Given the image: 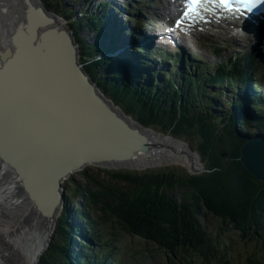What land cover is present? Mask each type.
I'll list each match as a JSON object with an SVG mask.
<instances>
[{
    "label": "bare ground",
    "instance_id": "obj_1",
    "mask_svg": "<svg viewBox=\"0 0 264 264\" xmlns=\"http://www.w3.org/2000/svg\"><path fill=\"white\" fill-rule=\"evenodd\" d=\"M33 1L43 4L41 0ZM128 2L137 5L136 1ZM30 4V0H0V69L5 64L1 57L11 50V62L0 72V154L11 160L16 168L13 173L22 174L25 183L23 191L16 192L18 183L11 174L8 187L0 190L1 217L6 210L11 213L5 226L0 223V264H32L40 253L45 238L52 232L50 222L55 220L59 207L55 205L56 187L63 171L92 157L128 156L140 146L135 145L142 143L105 105L119 110L110 101L105 100L104 105L99 99L94 100L81 79L73 74L68 61L70 51L62 38L48 36L39 41L43 42L39 47L31 46L34 34L42 29L53 25L69 28L57 16L53 25L48 26L37 12L29 14L27 22L25 13ZM10 31L11 43L4 37ZM54 37L58 38V46L47 41ZM66 73L70 77L66 78ZM98 88L102 90L101 86ZM245 113V129L254 131L258 122L248 118L249 112ZM149 136L154 141L151 152L134 151L127 166L153 169L184 165L200 173L208 172L202 159L189 149V143H182L175 136ZM256 138L248 142L255 143L258 150L261 143L256 142L264 138ZM4 163L1 158L0 164L8 170V163ZM60 206L62 209L63 203Z\"/></svg>",
    "mask_w": 264,
    "mask_h": 264
},
{
    "label": "trees",
    "instance_id": "obj_2",
    "mask_svg": "<svg viewBox=\"0 0 264 264\" xmlns=\"http://www.w3.org/2000/svg\"><path fill=\"white\" fill-rule=\"evenodd\" d=\"M46 1L63 8L64 0ZM65 11L71 15L67 18L77 14L72 9ZM59 15L64 18V13ZM87 18L95 25L92 29L84 19L83 26L98 32L104 19L96 13L87 14ZM72 22L73 32L77 36L80 21ZM93 52L89 54L91 58L88 63L95 75L100 77L103 73L99 71L102 67L99 64H104L106 60H99L100 54ZM82 60L85 59L81 57ZM95 83L117 104H125L128 113L134 115L141 125L160 129L165 135H178V138L197 137L196 152L202 161L206 160L208 172L190 175L185 168L170 166L160 169L100 170L99 174H95L92 169L86 168L80 172L83 179L75 181L71 176L68 180L73 182V186L67 189L66 198L72 201L70 205L76 207V217L88 221L89 237L94 241L101 237L98 217L93 213L98 210L106 218L114 219L123 235L137 237L139 241L154 244L160 249L164 246L169 254H175L174 259L186 256L205 263L214 260L213 263L217 264H232L235 261L237 264H264V181L256 179L241 162L244 140L238 134V125L244 124L246 119L239 117L237 122L235 115L227 117V132L215 137L218 120L207 114L198 115L189 96L171 92L170 97L160 95L157 100L151 98L154 93L143 89H138L137 94L129 88L110 90L111 86H119L110 81L108 86L99 81ZM182 97L189 100L188 107L180 106ZM263 118L264 113L258 125L253 127L254 131L243 133L253 137L257 134L264 136ZM101 173L108 180L102 179ZM200 211L219 220L222 226L218 232L221 240L228 237H225L228 230H232L241 241L247 238L255 241L259 252H248L236 259L233 243L231 248L227 241L212 242L211 233L202 223H198L196 215ZM70 227L62 213L51 245L38 264L76 263L68 252L74 235ZM228 238L234 242V238ZM86 247L92 245L87 243ZM81 260L87 264V261Z\"/></svg>",
    "mask_w": 264,
    "mask_h": 264
},
{
    "label": "rangeland",
    "instance_id": "obj_3",
    "mask_svg": "<svg viewBox=\"0 0 264 264\" xmlns=\"http://www.w3.org/2000/svg\"><path fill=\"white\" fill-rule=\"evenodd\" d=\"M41 1H42L44 6H47L48 8L52 9L53 11L49 10L50 13L54 14L55 16H57L58 19L61 22H63L69 29H70V27L68 25L67 20L65 18L59 16L58 14H63L65 12V9H71V8H74V11L77 12V14H76L77 17H78L77 21H80L78 29L80 31H83L80 34H77V36H76V39L79 42L81 57H83L85 59V60H82L81 62L85 66L87 72L94 79H97V75H95L93 69L90 67V64H88V62H87L89 60V58H91V55H89L87 53V51L90 52V50L92 49L88 45L94 43V35L95 34L92 31H90L88 28L84 27L83 25L85 24L84 23V19H85V13H86L87 9H89V11H91L92 8H94L93 11H96L97 9L99 11V9H100L99 8L100 7L99 4L106 3L107 0H105L103 2H101L100 0H93L92 5L90 3H87L86 5H83V6H79L80 1H77V3H76L75 2L76 0H74V2H72L71 0H64V2H62L63 3V8L61 6L58 7V8L55 7L53 5V3H51L50 1H46V0H41ZM133 1H136L137 4L139 2V0H133ZM119 3L120 4H117L115 6V9L118 12H123L126 9L125 5H127L130 2H128V0H126V1L124 0V1L119 2ZM79 12H80V14H79ZM69 16H71V15H69ZM126 19H128L131 22L130 17H129V13H127ZM90 23L91 22L89 21L87 24H90ZM71 32H72V30H71ZM213 33H215V32H213ZM79 38L80 39L82 38V39L86 40L85 45H86L87 48L85 47L84 43ZM203 40L208 42L206 47L202 43ZM217 44H220V45L223 44V40L220 39V37H219V35L217 33L215 34L214 38L202 37V36H199V35L194 37V38L193 37L184 38L182 40L181 48L180 47L179 48H177V47L171 48V57H170L171 60H168L167 62L169 63V65H172V68H171L172 73L174 74V71L176 70V67L179 65V62H174V60L178 58V55H181L184 52V49H185L184 54H186L187 56H191L192 59L195 61V65H198L200 63H203L204 65H212V64H214L216 62V59L214 57V53H213L211 48L213 46L217 45ZM182 48H183V51H182ZM86 49H88V50L86 51ZM229 49H231V48H229ZM157 59L162 60L159 56H158ZM164 72L165 73H170L169 71H164ZM193 74H195V69L194 68H193ZM107 77H109V75H107ZM175 77H176V75H175ZM98 86L99 85H97V87ZM228 96L231 97V94H229ZM226 97L223 98V101H221V105H220L221 107L220 108H221V112L222 113L220 115L221 118L217 122V128L215 130V137H218L219 135L227 132L226 131V129L228 128L227 122H224L222 119H224L226 117L224 115H229L231 112H233L232 106H230V104H229L230 103L229 99L226 98ZM242 127H244V125H242ZM154 131L157 132V133H161L160 129H157V130H154ZM240 131H241V129H240ZM245 131H246V129H245ZM241 134H242V132H241ZM167 136H169V135H167ZM174 136L175 135H172L171 137H174ZM177 136H175V137L178 138ZM173 139H175V138H173ZM179 139L189 143L191 149H193V150H197L198 149V141L199 140H198L197 137H184V138H179ZM202 163H204V165L207 166L206 160L202 161ZM92 166H93L92 164H89V165H87V168L89 167L90 169H92L95 174H99L100 170H106V169H104L106 167L96 168V167H99V166H95V165H94L95 167H92ZM170 166L180 167V168L184 167L188 174L193 175L190 172H188V170H190V169L186 168L184 165H166V166H163V167H157V168H153V169H160V168H165V167H170ZM112 167L113 168H119L117 166H112ZM112 167H107V168H112ZM120 167L125 168L126 166H120ZM128 167H131L130 169H133V170H142V169L137 168V167H132V166H128ZM123 170H125V169H123ZM108 171H115V170H108ZM71 176H74L75 181L83 179V177H82V175H81V173L79 171H76L75 173H72ZM102 177L104 178V180H108V178L105 177L103 173H101V178ZM64 183H66V184H64ZM63 184L65 186L64 205H63L62 209H61V206L59 205L57 213H56V216L54 217L56 223H54L53 230L51 232V234H52L51 240H52V238L54 236L53 234H55V230H56V227H57V222H58L60 216L62 215V213H64L65 219H66V222H67L68 225H69V223L72 222L71 215L69 213H67V211H69V209H67V208H71L72 207V205H70V203L72 201L69 198H66V191H67L68 188L73 186V182L71 180H68L67 182L64 181ZM20 190L21 189H19L17 192H20ZM79 202H82V201H79ZM203 208L204 207H202L200 209H203ZM2 211H4V210H2ZM79 211L82 212L83 209H79ZM8 212L9 211L6 210V212L2 213V215L4 217H6V221L8 220V218H11L10 217L11 213L10 212L8 213ZM93 213L95 215H97V217H98V223H99L98 232H99L101 238L103 237L105 240H107L109 242L112 241L113 239H115L117 241H120V245L118 246V248L121 249L122 255L125 256V257L131 256V253L128 254V252L132 251L136 247L135 245H133L131 243V241L132 240L138 241L139 239L137 237H130V236L123 235L120 232L118 225L116 223H114V219L106 218L105 214L102 213L101 211L97 210V211H94ZM0 217H1V213H0ZM196 217H197L198 223H202L208 229V231L211 233L210 236L212 238V242L215 243V244L218 243V242H221V238L219 237L218 232L222 228V226H221V223L219 222V220L217 218L211 216V215H208V214L204 213V211L203 212L200 211L196 215ZM85 222L88 223V221H86V220H85ZM5 225H6V223H3V226H5ZM91 227L92 226L89 224V228H91ZM227 232L228 233L225 234V237L227 235H229L230 237H234L233 241H234V243H236V247H235V244L228 237H226V239L224 241H227L230 247H231V245L233 243L232 246L235 249V251L233 253L235 254V258L236 259H238L240 254H242L244 252L248 253V252H252L254 250L259 252L255 241H253L251 238H247V239H244L243 241H241L240 237L238 235L236 236L234 231L228 230ZM115 237H117V238H115ZM83 243H85V241H83ZM140 248H143V247H140ZM163 255H167L168 256V254L165 251H160L156 255V259L159 262L166 263L167 259ZM242 256H245V255H242ZM191 258L192 257H190V259ZM213 264H217V263L215 262ZM232 264H237V261L233 262Z\"/></svg>",
    "mask_w": 264,
    "mask_h": 264
},
{
    "label": "water",
    "instance_id": "obj_4",
    "mask_svg": "<svg viewBox=\"0 0 264 264\" xmlns=\"http://www.w3.org/2000/svg\"><path fill=\"white\" fill-rule=\"evenodd\" d=\"M30 1H31V4L25 13L26 14V21L28 22L29 14H31L32 12H37L49 23L48 26L51 24L53 25L54 20H56V16L54 14L50 13L48 11V9L43 4H41V2L39 4H36L33 0H30ZM54 35L58 36L59 39L62 38L64 40L63 43H65L67 45V47L70 51V55L68 56V61H69V65L72 68V72L74 75L78 76L81 79V81L84 83V85L88 88L90 96L94 100H96V98H97L100 101H102V100L110 101L103 94H101L99 92V90H97L96 86L93 83H91L88 75L84 72L83 66H82L81 61H80V53H79L78 45L76 44L74 38L72 37L71 33L67 29H62V28L58 27L57 25H53V27L50 29H46V30L42 29L38 33L34 34L33 39L31 41V46L32 47H34V46L39 47L43 43V42H39V41H41V40L43 41L48 36H54ZM15 38H14V40H15ZM57 39H58L57 37H54L51 41H49L48 39H47V41L50 45H52V44H57V42H56ZM58 45L59 44H57V46ZM61 49H62V51H64L62 47H61ZM1 58H2V61L5 62V64H4L3 68L0 69V72L6 68L8 63L11 62V50L7 53V56L3 55ZM66 66L67 65L65 63V67ZM67 77H70V75L66 73V78ZM101 98H102V100H101ZM105 107L115 118H117L120 121L121 125L124 128H126L129 132L135 133L141 139L142 143L139 142L137 145H135V146H138V145H140V146L138 148H136L134 151H136L137 153H139V152L146 153V154L150 153L152 150L151 143H154V141L153 142L150 141L149 134L154 133V132H151L150 129L145 128L142 125H139L137 123H134V125H133L131 123V121H128L126 119L125 114H121V112H119L117 110H113V109L111 110L106 105H105ZM156 134L157 133H155V135ZM157 135H160V134H157ZM248 141H249V139L242 146L241 162H242L243 166L256 179H258L259 181H264V140H262V142H256V143H261V148L258 150H255L256 149L255 143H249ZM253 141H255V140H253ZM134 151H132L128 156H124V157H117V158L115 156L92 157L90 159L80 161V162L70 166L68 169L63 171L62 174L58 178V183H57V187H56V188H58V192L56 193L55 205L58 206L61 203H64L63 200H64V196H65V187H64L63 182L64 181L66 182L71 177V175L74 171L81 172L87 168L88 164L99 166L96 168L106 167L104 169H107V170L130 169L131 167H128L127 164L129 163L128 161L131 160V158H132L131 154ZM256 155H258L260 160H259V158L256 157ZM196 156L200 160V155H198V153ZM225 156H227V155L225 154ZM1 158L4 160L5 163H8L9 169L6 170L4 168V166H2L0 164V171L2 172V174H4L3 176H0V190L8 187V184L11 181L10 176L12 174L13 178L15 179L14 182L18 183V184H16V187H17L16 192L19 189H21L20 192L23 191L22 187L25 186L24 176L22 174H19L18 176H16V174L13 173V171L16 168H15V166L11 165V160L5 158L4 156H2L0 154V161H1ZM116 161H120V162L118 163ZM113 164H117L118 165L117 167H119V168H113L112 167ZM95 166H93V167H95ZM109 166H111L112 168H107ZM120 166H126V167L122 168ZM190 173L194 175V174H197L200 172L195 171V170H190ZM19 182H21V183H19ZM0 223H6V217H4V216L0 217ZM50 223H51L50 229L52 231L54 223H56V222H55V220L52 219ZM51 236H52V234L50 233L45 238L44 246H43L42 250L40 251V253L35 257L32 264H38L41 261V257L49 249V247L51 245V241H52ZM0 247H1V245H0Z\"/></svg>",
    "mask_w": 264,
    "mask_h": 264
},
{
    "label": "snow or ice",
    "instance_id": "obj_5",
    "mask_svg": "<svg viewBox=\"0 0 264 264\" xmlns=\"http://www.w3.org/2000/svg\"><path fill=\"white\" fill-rule=\"evenodd\" d=\"M207 2L211 3L212 0H207ZM230 0H218V4L223 6L224 8H228ZM205 0H188L189 11H195L197 7L203 6ZM236 3L242 4L245 9L251 10L256 8L257 5L264 4V0H236ZM189 11L184 13L185 16L189 15ZM182 23V21H178L177 24Z\"/></svg>",
    "mask_w": 264,
    "mask_h": 264
},
{
    "label": "flooded vegetation",
    "instance_id": "obj_6",
    "mask_svg": "<svg viewBox=\"0 0 264 264\" xmlns=\"http://www.w3.org/2000/svg\"><path fill=\"white\" fill-rule=\"evenodd\" d=\"M10 33H11V31H10L8 34H7V33H5V34H4V37H5V35H6V40H7V39H9V41H8V42H10V43H11V38H10V37H11V34H10ZM7 37H8V38H7ZM64 187H65V186H64Z\"/></svg>",
    "mask_w": 264,
    "mask_h": 264
}]
</instances>
